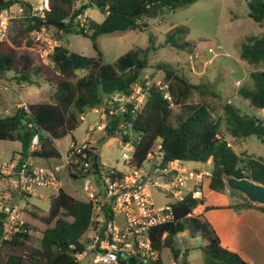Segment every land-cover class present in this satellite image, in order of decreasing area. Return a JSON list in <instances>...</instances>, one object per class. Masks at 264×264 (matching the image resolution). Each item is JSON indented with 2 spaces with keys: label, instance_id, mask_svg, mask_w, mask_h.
I'll return each instance as SVG.
<instances>
[{
  "label": "trees",
  "instance_id": "obj_1",
  "mask_svg": "<svg viewBox=\"0 0 264 264\" xmlns=\"http://www.w3.org/2000/svg\"><path fill=\"white\" fill-rule=\"evenodd\" d=\"M48 5L42 17L29 16L23 19V26L12 36L0 42V71L14 72L18 84L33 85L34 77L43 76L45 81L55 86L54 102H36L20 106L12 114L0 115V140L18 141L20 153L26 157L56 159L61 154L56 141L73 133L80 122V116L86 110L100 105L103 98L114 92H130L131 86L138 81H146L144 71L149 65V48L128 51L118 58L116 65L103 61L97 39L101 34L125 32L141 27V20L154 15L157 10L167 8L176 11L187 7L197 0H47ZM78 5L77 3H80ZM16 5L32 8L25 0H0V13ZM249 17L260 26L264 24V0H249L247 3ZM96 8L105 15L102 22L88 19V30L81 25L79 18L88 8ZM141 15L138 18L135 16ZM146 26V25H145ZM42 27L58 32L81 34L92 40L96 56H86L70 50L67 43L58 38L59 44L48 56L51 63L33 37ZM89 31V32H88ZM185 29L173 30L166 39V44L179 49L190 45L180 42L178 36ZM58 33V34H61ZM151 40V38H150ZM240 58L260 69L250 72L252 86H242L238 94L255 108L264 109V34L250 36L240 47ZM164 70L163 85L173 98V104L185 105V110L176 115L172 124V105L164 99V90L156 82L148 87L146 101L136 115H128L132 121V130L137 135L132 158L134 166H141L155 143L161 141L164 153L163 165L173 160L205 163L212 159L211 176L208 181L211 190L224 193L226 176L247 177L264 184V157L255 158L250 154H238L227 139L220 133V121L215 119L206 104H190L187 101L193 91H199L204 85L189 82L183 74L157 64ZM86 70L84 75L79 71ZM161 83V82H160ZM222 119L227 125L228 133L236 139L257 136L264 141V117L244 114L231 102L223 105ZM189 112V115L186 113ZM121 117L108 127L109 137L115 133L116 124ZM114 131V132H113ZM39 143L31 149L34 136ZM125 135L123 139H127ZM97 161L98 156H95ZM48 213L39 217L30 212V220L40 222L33 227L24 220L20 229L11 239L0 244V264H80L76 253L85 249L83 236L90 224L91 206L81 197L71 195L64 187L51 196ZM204 199L193 198L188 194L182 201H174L175 219L153 228L151 239L159 253V260L152 264H165L162 256L168 248L175 262L190 264L189 252L181 261V251L175 246L179 233L185 231L188 220L195 231L209 239V243L200 246L204 257L203 264H249L239 253L221 245L220 239L211 225L202 221L200 209ZM229 207L255 208L264 213V206L251 202L232 204ZM216 208L205 207V210ZM218 208V207H217ZM198 210L193 215L194 211ZM70 217L71 220L67 218ZM41 233V246L35 248L27 245L32 237V230ZM1 234V229H0Z\"/></svg>",
  "mask_w": 264,
  "mask_h": 264
},
{
  "label": "rangeland",
  "instance_id": "obj_2",
  "mask_svg": "<svg viewBox=\"0 0 264 264\" xmlns=\"http://www.w3.org/2000/svg\"><path fill=\"white\" fill-rule=\"evenodd\" d=\"M25 1L30 2L35 7L39 3H42V0ZM248 1L197 0L195 3L184 8H179L174 12L167 8H162L157 10L154 15L144 17L140 22L141 27L125 32L101 34L97 42L103 54V61L114 66L118 58L128 51L142 50L143 54V50L149 48V65L144 71V77L151 82H161V85H163L162 81L164 80L165 72L157 68V64H163L183 74L189 82L204 85V87L200 88V92H192L187 103L206 104L211 110L213 117L220 121V133L227 139L233 149L240 155L245 153L258 158L264 157V141L257 136H250L245 139L233 138L228 133L225 121L221 118L223 112L222 107L226 102L233 103L244 114L254 117H264V109L253 107L248 100L243 99L238 94L240 87L253 85L250 72L261 68L260 66L250 65L240 58V47L242 43L250 36L264 34V24L260 26L249 17ZM77 4L80 5L81 2ZM104 18L105 15L103 13L91 7L84 12V15L79 18V21L88 30V19L102 22ZM22 22L23 19H15L11 22L9 28L10 39L23 26ZM178 28L185 29L178 36L179 41L190 43L184 49L166 44L168 35ZM58 33L61 32L51 29L52 37L56 40L62 37L70 50L86 56L97 55L90 37L75 33ZM57 42L59 43V41ZM43 54H46L45 50ZM45 61L46 63H51L48 57ZM86 72V70H81L79 71V75H84ZM14 75L12 71H0V112L3 113H0V115L13 113L16 108V102L18 101L22 103L55 101V86L47 83L43 76L34 77L36 82L33 85L24 83L26 86L21 88L13 78ZM164 87L169 92L168 87ZM21 106L26 105L23 104ZM185 107V105L176 103L172 105V124L175 123L176 115L182 111H186ZM189 114V112L186 113V115ZM97 120L98 115L90 109L86 110L80 116L78 128L73 133L56 141L61 157L72 139L78 141L83 140L89 128L95 125ZM20 147L21 145L17 141L0 140V161L9 162L14 152L19 150ZM98 148L100 159L105 166L123 167L122 153L126 151V148L120 137H106ZM61 157L56 159L32 158L39 165L53 169L57 167L61 168L59 175L62 178L63 187L71 195L80 198V193L84 192L83 180H74L73 184L75 188L72 187L67 169L62 168L64 162ZM211 161L212 159L210 158L205 163L186 161L185 164L193 170L194 168L207 169L211 172ZM5 186V181L0 179V189L5 188ZM192 188L193 181H189L187 187L183 189V192L186 193ZM206 191L209 190L206 189ZM150 192L157 205H164L174 199L172 195L153 186L150 187ZM39 193L40 195L37 196L30 195L28 198H20L17 200V204L23 209L26 215L34 212L39 217H43L48 213L52 198L51 194L45 190H39ZM224 193L234 205L246 201L242 195L228 188H226ZM207 197L209 202H213L216 199L215 196L208 195ZM218 199L221 200V198ZM212 207L221 208L219 206ZM197 211L195 210L193 215ZM67 219L71 220L70 217ZM24 220L28 221L33 227L40 225V222L30 220L28 216H23V222ZM184 223L186 227L185 231L179 233L175 239V246L181 251L179 261L189 252L188 260L190 264H203L204 257L200 246L208 244L209 239L201 234L200 231H195L188 220H185ZM32 231V237L27 242V245L40 248L42 235L38 228ZM86 237L87 234L83 236V238ZM162 256L165 264H172L174 261L173 254L168 248L163 250ZM176 263L179 264L178 262ZM80 264L90 263L88 258H86Z\"/></svg>",
  "mask_w": 264,
  "mask_h": 264
},
{
  "label": "built area",
  "instance_id": "obj_3",
  "mask_svg": "<svg viewBox=\"0 0 264 264\" xmlns=\"http://www.w3.org/2000/svg\"><path fill=\"white\" fill-rule=\"evenodd\" d=\"M47 5L48 1L42 0L31 9L16 5L3 10L0 13V42L9 37L13 20L33 15L42 17ZM33 37L41 52L45 50V57L59 44L52 37L51 29L46 27L36 30ZM145 80L134 83L130 92H114L105 96L100 105L91 108L98 115L97 122L89 128L83 140L72 139L61 157L64 162L62 168L67 169L72 187L74 180H83L81 198L91 206L90 224L84 238L86 247L76 253L80 262L86 258L90 264L157 262L159 253L151 239L153 228L174 221V201H182L188 194L201 199L210 179L209 170H193L186 166V161L173 160L163 165L161 141L155 143L141 166L132 164L134 143L138 139L132 130V121L126 117L136 115L144 106L151 84L146 77ZM164 86L160 85L164 99L173 105L172 95ZM117 117L122 119L116 124L115 133L126 148L122 153V168L105 166L98 148L109 137L107 128L112 127ZM125 135H128L127 139H123ZM38 143L36 135L31 149H35ZM59 171V167L53 169L39 165L32 157L25 158L21 153L15 154L7 163L0 162V179L6 184L4 190H0V244L11 239L23 224L24 212L17 200L40 195L39 190H45L51 196L57 194L63 187ZM189 181H193V188L184 193ZM151 186L172 195L173 201L157 205L150 192ZM172 264L177 263L173 261Z\"/></svg>",
  "mask_w": 264,
  "mask_h": 264
},
{
  "label": "crops",
  "instance_id": "obj_4",
  "mask_svg": "<svg viewBox=\"0 0 264 264\" xmlns=\"http://www.w3.org/2000/svg\"><path fill=\"white\" fill-rule=\"evenodd\" d=\"M19 85L21 88L26 86L24 83ZM23 104L27 105L30 103L18 101L16 102V108ZM0 113L3 114L2 112ZM21 149L22 146L14 152L13 157L15 154H20ZM206 189L209 191H206ZM0 190H4V188ZM224 194L211 190L207 183L202 195L204 199V205L200 209L202 215L199 218L211 225L217 233L222 246L239 253L249 264H264V213L257 209L229 207L232 203ZM208 195L215 196L216 199L213 202H209ZM217 197L221 198V200ZM207 206H219L221 208L205 210Z\"/></svg>",
  "mask_w": 264,
  "mask_h": 264
},
{
  "label": "water",
  "instance_id": "obj_5",
  "mask_svg": "<svg viewBox=\"0 0 264 264\" xmlns=\"http://www.w3.org/2000/svg\"><path fill=\"white\" fill-rule=\"evenodd\" d=\"M140 16H135V18ZM225 182L229 190L242 195L246 201L264 206V184L247 177L238 178L235 176H226ZM131 262H133V259H131Z\"/></svg>",
  "mask_w": 264,
  "mask_h": 264
}]
</instances>
